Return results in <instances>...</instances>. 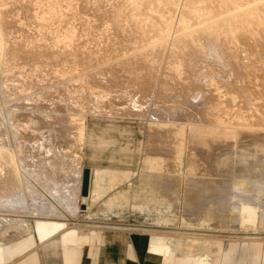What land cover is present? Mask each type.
Here are the masks:
<instances>
[{"label": "bare ground", "instance_id": "obj_1", "mask_svg": "<svg viewBox=\"0 0 264 264\" xmlns=\"http://www.w3.org/2000/svg\"><path fill=\"white\" fill-rule=\"evenodd\" d=\"M89 118L145 122L138 159L86 167ZM125 209L155 225L95 220ZM95 229L177 264L264 240V0H0V258Z\"/></svg>", "mask_w": 264, "mask_h": 264}, {"label": "crops", "instance_id": "obj_2", "mask_svg": "<svg viewBox=\"0 0 264 264\" xmlns=\"http://www.w3.org/2000/svg\"><path fill=\"white\" fill-rule=\"evenodd\" d=\"M81 235L67 232L43 244L32 237L18 241L5 249L0 264H177L152 255L145 232L95 229ZM213 264H264V240L222 241Z\"/></svg>", "mask_w": 264, "mask_h": 264}, {"label": "rangeland", "instance_id": "obj_3", "mask_svg": "<svg viewBox=\"0 0 264 264\" xmlns=\"http://www.w3.org/2000/svg\"><path fill=\"white\" fill-rule=\"evenodd\" d=\"M140 121L141 120L132 119L112 122L106 119L101 120L97 118H89L87 123L88 140L85 147V166L88 167L91 165V156L93 151L99 145L98 142L101 141L102 137L108 140L110 139L107 149L102 154V161L104 163L108 161V157L113 153H115L118 157L128 154L131 160L138 159L136 148L144 141L146 133V123ZM102 218L103 217H98L95 220L105 221L108 223L111 222L112 224L117 223L122 224L123 226L135 228L145 227L146 225H155L153 219H146L142 213L130 209H125L123 211L115 210L107 219ZM225 235L227 236V234ZM227 237H229V234Z\"/></svg>", "mask_w": 264, "mask_h": 264}, {"label": "water", "instance_id": "obj_4", "mask_svg": "<svg viewBox=\"0 0 264 264\" xmlns=\"http://www.w3.org/2000/svg\"><path fill=\"white\" fill-rule=\"evenodd\" d=\"M91 180V170L90 168H86L84 170V176H83V186H82V195L87 196L89 194V185ZM82 209H86V205L82 204Z\"/></svg>", "mask_w": 264, "mask_h": 264}]
</instances>
